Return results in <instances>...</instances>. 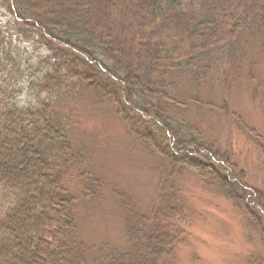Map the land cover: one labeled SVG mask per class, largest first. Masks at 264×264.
Segmentation results:
<instances>
[{
    "label": "trees",
    "instance_id": "16d2710c",
    "mask_svg": "<svg viewBox=\"0 0 264 264\" xmlns=\"http://www.w3.org/2000/svg\"><path fill=\"white\" fill-rule=\"evenodd\" d=\"M191 1L3 0L17 25L68 57L63 74H74L79 86L114 105L162 171L158 205L145 215L126 194L112 193L130 251L89 247L76 232L78 196L63 173L74 163L68 122H61L54 103L35 111L6 104L0 110V187L10 204L0 216V264H168L187 239L179 187L185 172L218 184L217 193L261 223L264 243V193L250 185L244 156L231 141L221 142L216 125L246 136L262 160L264 134L232 113L226 100L205 98L224 65H240L254 45L255 57L264 55V0H197V10ZM261 71L262 82L257 75L251 83L250 73L242 80L257 86L251 92L260 114L264 66ZM76 176L92 199L100 197L101 180ZM87 253L95 256L88 260ZM249 261L264 264V257Z\"/></svg>",
    "mask_w": 264,
    "mask_h": 264
},
{
    "label": "rangeland",
    "instance_id": "374dc122",
    "mask_svg": "<svg viewBox=\"0 0 264 264\" xmlns=\"http://www.w3.org/2000/svg\"><path fill=\"white\" fill-rule=\"evenodd\" d=\"M190 4L197 10V0ZM255 51V45L248 49L240 65H224V73L207 84L209 96L205 98L226 100L232 113L239 111L264 134V112H259L262 105L256 106L258 102L251 92L257 90L251 84L257 75L262 82L264 55L255 57ZM67 58L38 34L17 25L0 0V110L6 104L30 111L46 103L57 105L59 115L66 118L61 122H68L72 143L74 163L62 170L66 185L78 196L76 232L89 247L108 244L110 249L127 252L130 246L121 223L122 211L112 193L126 194L135 211L145 215L158 205L161 163L131 134L111 102L79 86L74 74H63L62 65ZM236 70L240 74L235 75ZM247 73L251 83L245 86L242 80L248 79ZM224 78L227 84L223 88ZM192 95L204 99L201 94ZM216 128L218 134L223 131L221 142L231 141L234 151L244 156L246 162L242 158V164L247 166L250 185L264 193V160L253 144L236 129ZM78 173L103 182L99 198L92 199L85 192V183L77 179ZM180 178L187 239L177 247L168 264H249L255 256L264 257L260 222L244 217L231 201L217 193L218 184H204L192 172H185ZM9 204V193L0 187V216ZM93 256L95 253L86 254L88 260Z\"/></svg>",
    "mask_w": 264,
    "mask_h": 264
}]
</instances>
